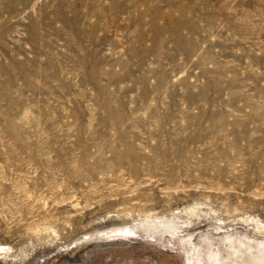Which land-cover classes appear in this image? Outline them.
Wrapping results in <instances>:
<instances>
[{
  "label": "rangeland",
  "instance_id": "rangeland-1",
  "mask_svg": "<svg viewBox=\"0 0 264 264\" xmlns=\"http://www.w3.org/2000/svg\"><path fill=\"white\" fill-rule=\"evenodd\" d=\"M0 264H264V0H0Z\"/></svg>",
  "mask_w": 264,
  "mask_h": 264
}]
</instances>
